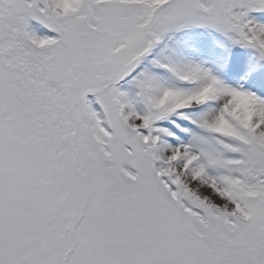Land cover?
<instances>
[{"label": "snow or ice", "instance_id": "6c2138e0", "mask_svg": "<svg viewBox=\"0 0 264 264\" xmlns=\"http://www.w3.org/2000/svg\"><path fill=\"white\" fill-rule=\"evenodd\" d=\"M0 264H264V0H0Z\"/></svg>", "mask_w": 264, "mask_h": 264}]
</instances>
